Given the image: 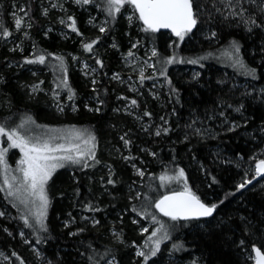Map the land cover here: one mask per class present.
<instances>
[{
    "label": "trees",
    "instance_id": "1",
    "mask_svg": "<svg viewBox=\"0 0 264 264\" xmlns=\"http://www.w3.org/2000/svg\"><path fill=\"white\" fill-rule=\"evenodd\" d=\"M104 1H69L64 13L62 2L59 9H43L44 0H0V124L6 131L25 127L30 119L34 127L71 125L90 130L97 141L87 166L58 168L48 181L43 228L25 223L29 217L0 181L3 264H253L254 248L264 251V178L254 175L264 158V0H240L234 11L221 0H192L196 28L183 40L145 31L137 13L139 31L124 18L126 6L101 31L90 18ZM20 8L27 12L28 28L19 15V27L12 17ZM63 14L75 22L69 37L58 31ZM86 44H92L90 51ZM133 44L154 45V78L168 83V125L146 140L143 151L136 146L140 136L130 131V116L117 106L124 99L135 101L147 118H157L164 106L146 85L133 92L114 79L116 72L125 74L121 58ZM225 53L231 62L206 58ZM82 56L97 68L95 82L78 67L75 58ZM68 97L76 110L61 116L51 109L54 101L62 105ZM127 129V148L141 160L142 175L116 151ZM17 152L11 149L12 159ZM242 162L251 171L240 167ZM247 180L253 182L238 187ZM185 184L217 206L214 216L172 220L156 211L157 199L184 190ZM85 217L93 220L80 225ZM160 225L169 229L168 238L152 256L149 236ZM136 246L147 260L137 255Z\"/></svg>",
    "mask_w": 264,
    "mask_h": 264
},
{
    "label": "rangeland",
    "instance_id": "2",
    "mask_svg": "<svg viewBox=\"0 0 264 264\" xmlns=\"http://www.w3.org/2000/svg\"><path fill=\"white\" fill-rule=\"evenodd\" d=\"M71 2L74 0H44V4L42 5V8L45 9L47 7L49 8H57L59 9L61 7V2H62V12L66 13V7L63 6V4L67 3V2ZM223 3L224 2H228L230 4L231 7V11H234V9H236L237 7H241V2L240 0H221ZM104 6L102 8H100L99 10H97L96 13H94V15L90 18V22L92 26H96L99 29L103 28L105 29L108 25H109V18L111 16H114L116 13L113 10L112 14H109L108 8L109 5L107 3V0L104 1ZM124 6L128 7L127 10L124 11V18L128 21V23H135L136 27L139 29V31H141L142 27L139 26L138 24V19H137V11L134 9V7L130 4H125ZM123 6V7H124ZM122 7V8H123ZM121 8V9H122ZM98 9V8H97ZM120 9V10H121ZM45 12V10H44ZM242 13V12H240ZM19 17L24 20L25 25L24 27H29L28 23V19H27V12L24 10V8H20V10L16 13L12 14V17L14 18V20L16 21ZM60 21V27H59V33L62 35V37H69L72 34V30H71V19L69 17V15L67 14H63L62 15V19L59 20ZM188 36V34L186 33L184 35V38ZM83 41V39H82ZM16 42V41H15ZM81 44H83L81 42ZM14 46H19V42L17 41L16 44H14ZM83 51L81 53L85 54V50L82 49ZM153 51L156 52V49L154 47V45L152 44H142V45H137V44H133L132 47L130 48V50L124 54L122 56V68L123 71L125 72V74H120L118 72L113 74L114 79H116L117 81H119V83L121 85H124L127 89L136 92L137 90H139L141 87L146 85V90L147 92L150 94V96L154 99H156L158 101V105L159 107H163L164 106V110L161 112L162 114L159 115L157 118H147L146 117V111L142 110L140 108H138L135 104H133L131 101L129 100H123L122 102H120L117 106V110L119 112H124L126 114H128L131 118V123L133 125V128H130L132 133L138 134L140 136V142L136 144L137 147L141 148V151H143L144 149H146V140L149 139V141L152 140V138H154L157 133L159 132V134L165 130L166 125H168L167 119L169 117V114L166 111L167 108V99H168V83L167 80L164 77L161 78H154L156 76V66H155V62H154V57L152 53ZM131 53V54H130ZM157 54V52H156ZM206 58H218L223 62H231L229 61V54H224L221 58L213 56V55H208V57ZM75 60L79 61V65L78 67L80 68V70L82 71V73L86 76V77H90L92 78V82L96 81L95 76L97 75V68H95L94 66H92L90 63H88L85 59L84 56H82L81 58H75ZM61 62V61H60ZM62 63H63V59H62ZM61 70V69H60ZM191 72L193 74H197V70L194 69L193 67L191 69ZM57 71V70H56ZM58 73V72H57ZM57 73L55 75H57ZM64 81V80H63ZM63 81H61L60 86L65 88L66 86L64 85ZM29 86V85H28ZM30 91L34 93V88L30 86ZM51 109H53L58 115L63 116L66 112L70 111H74L76 110V104L75 101L68 97L65 101L64 104H59L57 102H53V105L51 106ZM27 126L23 127L20 126L19 129H15L20 135L24 136L25 138L31 139L33 142H35L37 139L40 140L41 142L44 140H50V142L52 143H63L65 144V146H69L72 144H78L80 146V151L85 152V156L84 158L81 160V163H88L89 161H91L92 158H89V150L91 151V153L95 154L96 148H97V141L96 139H94V141H90L88 144L84 143V140L88 139L89 136H94V134L90 131V130H86V129H82L79 127H75V126H61V127H34L35 124L30 120H26L24 122ZM23 123V124H24ZM1 125V124H0ZM199 129L201 127H198ZM133 129V130H132ZM13 130V129H11ZM76 132H80L83 135L81 136L80 139H76L74 136V133ZM129 130H125L123 133H121V137L120 140L123 141V147H121L120 149H117L116 151L118 152V156L123 158L124 161H126L128 163V165L130 167H132V169H134L136 174H143V171L141 169V167L139 166V162L141 161L139 159V157H137V159H135V155L132 154L131 151L128 150L127 145L128 143H126V139L129 138ZM4 136H0V148H4L8 146V140H7V144L4 143ZM55 138V139H53ZM12 148H9L6 157H5V161H6V166L5 165H0V181L6 191V193H8L9 189L8 186L5 185L4 180L5 177H7L9 183L12 185V190L15 191L17 188H20V183L22 181V173L18 170L21 167H24L23 165H20L19 161L21 160L23 154L21 153L19 148H16L18 150V152L16 153V158L14 155V158L12 159L10 156V151ZM73 155H76L77 153L75 151H73L72 153ZM262 154H264V149L262 150ZM14 160V161H13ZM264 160V158L262 159ZM13 161V162H12ZM76 164H72L70 162H65V166L66 168H70L73 167ZM240 167H243L244 169H248L251 171V167L245 163H241ZM57 170V169H56ZM55 170V171H56ZM254 175H256L255 173V167H254ZM257 176V175H256ZM16 177V180H13L12 178ZM249 181V180H247ZM251 183L253 182V180H250ZM251 183H245V186L251 184ZM166 187H163V191H167L165 189ZM244 188V187H243ZM132 189H135L132 188ZM46 192H47V185H46ZM27 196V193H25L23 191V189L20 190L19 193H17V195L15 196H10V198L12 199V201L14 200L16 203L19 204V206L22 208V212H24L26 218H28L27 222L28 224L31 223H35V224H39L37 222L36 219V215L35 213L37 212V207L39 205V201L36 200L35 204L32 203V201L35 199L34 197H30L28 196V204H22L20 202V198H23ZM48 196V193H47ZM20 197V198H18ZM49 200V197H48ZM49 207V204H48ZM48 207L46 209V213L45 216L43 217V221L46 219V215H47V211H48ZM7 209V208H6ZM5 211V210H4ZM84 219L87 220H93V218H89V217H85L83 218L80 222V225H83L84 223ZM149 225L143 227V229H148ZM157 229H160V231L157 232L156 236H152V233L154 231H156ZM22 236L27 238V234L25 233V231L22 229ZM169 229L167 227H163L162 225L160 226H155L154 230L151 232L150 236V251L152 252V250H154L156 248V241L159 240L160 244L163 240V237L165 235V233H168ZM159 244V245H160ZM136 251L137 253L142 251V248L140 246H136ZM39 254V258L41 260H43V255ZM251 257L253 259L254 262V255L253 253H251ZM7 260V256L5 253L0 252V264L5 263V261ZM49 264V263H47ZM108 264H115L114 260H110L108 262ZM185 264H196L193 263L191 260L186 261Z\"/></svg>",
    "mask_w": 264,
    "mask_h": 264
},
{
    "label": "snow or ice",
    "instance_id": "3",
    "mask_svg": "<svg viewBox=\"0 0 264 264\" xmlns=\"http://www.w3.org/2000/svg\"><path fill=\"white\" fill-rule=\"evenodd\" d=\"M81 2V0H77ZM90 0H83V3H89ZM109 5V14L119 12L120 9L127 3L134 7L136 11L139 12V19L143 21L146 26L145 31L157 32L160 29H171L172 32L180 38L184 39V35L190 32L196 24V19L194 17L192 0H107ZM20 20L17 19L16 25L20 26ZM254 23V21H253ZM73 31H75V22L72 24ZM101 31H104L101 28ZM8 33L5 32L4 35ZM85 49L90 51L92 49V44L84 45ZM238 50V49H237ZM131 54V53H130ZM153 56L156 52L153 51ZM44 57L40 56L38 58L40 63L44 62ZM32 61H29L31 63ZM173 60L169 59L167 63H172ZM191 63H196L197 61H190ZM243 66V65H242ZM71 98V97H70ZM135 104V101H132ZM147 115V114H146ZM83 134L80 132L74 133L76 139H80ZM159 135V132L157 133ZM0 136H6L8 140V146L0 148V165L6 166L5 157L9 148H19L23 154L20 165L24 167L18 170L22 173V181L20 183V188L15 191L12 190V185L9 183L7 177H5L4 183L8 186V196H15L20 192L21 189L27 196L20 198L22 204H28V196L34 197L32 201H39L37 207V212L35 213L37 222L40 223L43 228V217L45 216L46 209L49 204L46 185L51 179L53 173L56 169L65 166V162H70L72 164H79L85 156V152L80 151V146L78 144H72L65 146L63 143H52L50 140H36L33 142L31 139L25 138L20 135L15 129L11 131H6L5 127L0 125ZM55 139V138H53ZM93 136H89L88 139L84 140L85 144L90 141H94ZM73 151L77 154L73 155ZM89 158L94 159V153L89 150ZM85 166L87 164L85 163ZM256 175L259 176L264 174V160H261L256 165ZM183 170L179 172V176H183ZM16 180V177L12 178ZM161 181H164L166 177L161 176ZM111 183V181H109ZM245 183H251V181H246ZM245 183H241L238 187H245ZM0 191H3L0 188ZM155 207L163 213L164 216L170 217L172 220L178 219H189L193 217L210 216L217 207L215 204L207 206L202 203L195 194L185 184L184 190L181 192H174L171 195H165L155 204ZM27 223V219H25ZM147 231V229H145ZM157 229L152 233V236H156ZM167 233H165L163 239H167ZM151 239V237H149ZM156 248L152 250L151 255H156V250L159 248L160 241L157 240ZM256 252V264H264V254L261 253L259 249H254ZM139 256H144L145 260L148 257L143 251L137 253Z\"/></svg>",
    "mask_w": 264,
    "mask_h": 264
},
{
    "label": "water",
    "instance_id": "4",
    "mask_svg": "<svg viewBox=\"0 0 264 264\" xmlns=\"http://www.w3.org/2000/svg\"><path fill=\"white\" fill-rule=\"evenodd\" d=\"M192 8H193V13H194V17H195V11H194V6H193V3H192ZM137 13H138V15H139V12L137 11ZM195 19H196V17H195ZM142 23H143V21H142ZM196 28V24H195V26L192 28V30L190 31V32H192L194 29ZM159 31H164V32H169V33H171L173 36H175V37H177L173 32H172V30L171 29H160ZM261 161V160H260ZM259 162V161H258ZM258 162H257V164H258ZM256 164V165H257ZM256 166H255V173H256ZM258 178L259 179H263L264 178V174H261V175H259L258 176ZM181 191H183V190H174V191H171V192H169V193H166V194H164V195H162L159 199H157V201L158 200H160L163 196H165V195H171L172 193H174V192H181ZM194 194V193H193ZM197 196V195H196ZM198 197V196H197ZM200 199V198H199ZM156 201V202H157ZM200 201L202 202V203H204L205 205H207V206H211L210 204H208V203H206V202H204L202 199H200ZM156 204V203H155ZM155 209H156V211L160 214V215H163V213H161L156 207H155ZM215 213H216V208H215V210L213 211V213H212V215H210V216H201V217H193V218H189V219H180V220H196V219H208V218H211L212 216H214L215 215ZM164 216V215H163ZM166 217H168V216H166ZM254 249H259L260 251H261V253L262 254H264V251L260 248V247H256V248H254ZM253 255H254V262H253V264H256V252L253 250Z\"/></svg>",
    "mask_w": 264,
    "mask_h": 264
},
{
    "label": "bare ground",
    "instance_id": "5",
    "mask_svg": "<svg viewBox=\"0 0 264 264\" xmlns=\"http://www.w3.org/2000/svg\"><path fill=\"white\" fill-rule=\"evenodd\" d=\"M171 192V191H170ZM169 193V192H168Z\"/></svg>",
    "mask_w": 264,
    "mask_h": 264
},
{
    "label": "flooded vegetation",
    "instance_id": "6",
    "mask_svg": "<svg viewBox=\"0 0 264 264\" xmlns=\"http://www.w3.org/2000/svg\"><path fill=\"white\" fill-rule=\"evenodd\" d=\"M188 33V32H187Z\"/></svg>",
    "mask_w": 264,
    "mask_h": 264
}]
</instances>
